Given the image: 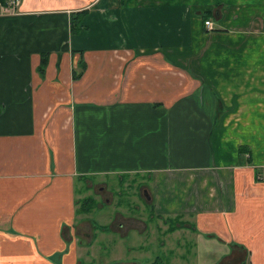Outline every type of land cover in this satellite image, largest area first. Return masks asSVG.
<instances>
[{"label":"crops","instance_id":"0c3cea01","mask_svg":"<svg viewBox=\"0 0 264 264\" xmlns=\"http://www.w3.org/2000/svg\"><path fill=\"white\" fill-rule=\"evenodd\" d=\"M11 1L0 0V264H77L79 214L120 238H144L156 217L170 262L264 264V0ZM133 176L144 218L104 219L105 201L76 209L90 182Z\"/></svg>","mask_w":264,"mask_h":264},{"label":"rangeland","instance_id":"374dc122","mask_svg":"<svg viewBox=\"0 0 264 264\" xmlns=\"http://www.w3.org/2000/svg\"><path fill=\"white\" fill-rule=\"evenodd\" d=\"M204 26V25H203ZM207 29V28H206ZM212 29V27H211ZM208 29V30H211ZM108 181L106 184H99L95 181L90 182L89 191L90 194L86 195L79 200L77 203V210L80 212V205L82 206V201L86 199L83 203L82 208L90 206L91 200L92 204L87 212L93 211L92 208L95 207L96 202L110 203V206L105 210L102 218L111 219L112 214L117 210V213H121V216H130L133 218H144L148 210L143 207L144 197L142 194V186L139 180L140 177H130L120 183L119 187L115 178L107 177ZM99 186H102L101 188ZM93 199H92V198ZM91 199V200H90ZM88 202V203H87ZM122 204L120 210L115 209L113 204ZM87 203V204H86ZM85 212V216L88 214ZM77 220L73 225V233H75V243L74 248L76 251V261L77 264H150L152 262L162 261V264H195L192 260H185V263L170 262L169 252L166 251L167 247L161 248L158 245L161 242V233L158 231L163 230L162 222L157 220L153 216L146 220L149 224V231L147 235L143 238L142 235H135L132 229L127 230V234L120 238L121 232H125L124 229H110V232H100L96 226L90 225L88 222L85 224L82 220L84 214H79ZM93 213L89 215L91 219ZM80 218V219H79ZM88 219V220H90ZM108 219V220H109ZM79 221V222H78ZM165 223V222H164ZM99 227V226H98ZM149 235V236H148ZM173 237L169 236V243H165L168 247H173L171 244L174 240ZM180 239L179 237H177ZM174 248V247H173ZM168 249V248H167ZM176 260V259H175ZM169 261V262H168ZM160 263V261H159Z\"/></svg>","mask_w":264,"mask_h":264},{"label":"trees","instance_id":"16d2710c","mask_svg":"<svg viewBox=\"0 0 264 264\" xmlns=\"http://www.w3.org/2000/svg\"><path fill=\"white\" fill-rule=\"evenodd\" d=\"M86 10L83 8V10H80V11H76V12H73L70 14V18H69V31L70 33L72 32V34L76 33L79 31V24H80V19L81 17L83 16V13H85ZM203 16H205V14H203ZM44 62H45V57L44 56H41L40 58V63H39V71H42L41 69V66L44 65ZM91 200V199H90ZM83 201H87L86 199H84ZM92 202V200H91ZM82 204V203H81ZM92 204V203H91ZM90 204V206H91ZM86 207V208H82V206L80 205L79 209L81 212H87L89 210V207ZM150 264H162L161 262L159 263L158 260H156V262H152Z\"/></svg>","mask_w":264,"mask_h":264},{"label":"built area","instance_id":"2783aa9c","mask_svg":"<svg viewBox=\"0 0 264 264\" xmlns=\"http://www.w3.org/2000/svg\"><path fill=\"white\" fill-rule=\"evenodd\" d=\"M16 2H17V0H12L10 2V4L14 6ZM202 23L207 29H211L212 23H210L209 20H204V21H202ZM259 180H261L264 183V175H260Z\"/></svg>","mask_w":264,"mask_h":264}]
</instances>
